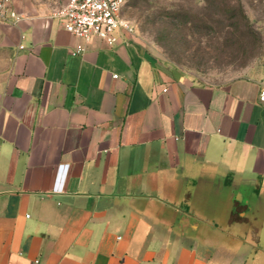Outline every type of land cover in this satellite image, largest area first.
Segmentation results:
<instances>
[{
    "label": "crops",
    "instance_id": "1",
    "mask_svg": "<svg viewBox=\"0 0 264 264\" xmlns=\"http://www.w3.org/2000/svg\"><path fill=\"white\" fill-rule=\"evenodd\" d=\"M68 1L0 17V264H247L264 80H199L124 28L86 41Z\"/></svg>",
    "mask_w": 264,
    "mask_h": 264
},
{
    "label": "rangeland",
    "instance_id": "2",
    "mask_svg": "<svg viewBox=\"0 0 264 264\" xmlns=\"http://www.w3.org/2000/svg\"><path fill=\"white\" fill-rule=\"evenodd\" d=\"M147 1H131L121 15L156 57L209 83L264 80V0ZM258 228L247 264H264V222Z\"/></svg>",
    "mask_w": 264,
    "mask_h": 264
},
{
    "label": "built area",
    "instance_id": "3",
    "mask_svg": "<svg viewBox=\"0 0 264 264\" xmlns=\"http://www.w3.org/2000/svg\"><path fill=\"white\" fill-rule=\"evenodd\" d=\"M12 1L0 0V17L8 11L10 18L18 21L21 18L19 14L9 8ZM125 2L126 0H69L54 15L63 20L65 29L70 33L86 41L97 36L113 45L118 41L120 29L132 31L131 23L121 15ZM84 50L85 46L79 45L75 52ZM260 99L264 101V89L260 92Z\"/></svg>",
    "mask_w": 264,
    "mask_h": 264
},
{
    "label": "trees",
    "instance_id": "4",
    "mask_svg": "<svg viewBox=\"0 0 264 264\" xmlns=\"http://www.w3.org/2000/svg\"><path fill=\"white\" fill-rule=\"evenodd\" d=\"M131 1H133V0H126V2H125V5L124 6H126L128 3H131ZM137 1V0H136ZM144 1V4L145 5H147V7H149V2L147 1V0H143ZM151 6V5H150Z\"/></svg>",
    "mask_w": 264,
    "mask_h": 264
}]
</instances>
